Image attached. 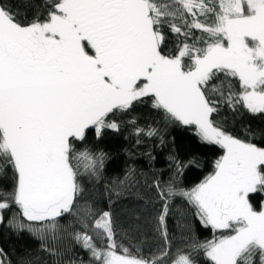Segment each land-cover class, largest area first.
I'll return each instance as SVG.
<instances>
[{"label": "snow or ice", "instance_id": "1", "mask_svg": "<svg viewBox=\"0 0 264 264\" xmlns=\"http://www.w3.org/2000/svg\"><path fill=\"white\" fill-rule=\"evenodd\" d=\"M49 7L43 19L21 23L0 2V171L10 165L15 173L13 191L0 193V223L15 203L29 222L18 228L55 242L59 218L70 213L83 229L73 239L98 264H163L166 250L145 257L119 244L110 211H74L80 161L92 173L104 162L74 142L91 125L98 134L118 130L106 122L109 114L150 96L168 119L195 125L202 140L224 149L214 172L191 189L155 182L162 237L169 201L180 195L204 226L230 233L193 248L214 264H264V207L256 210L249 199L264 191V147L216 126L218 101L206 94L223 73L238 79L239 90L211 91L232 108L264 114V0H55ZM165 27L184 38L175 54L163 50ZM174 162L179 176L184 166ZM173 264L195 261L179 254Z\"/></svg>", "mask_w": 264, "mask_h": 264}, {"label": "trees", "instance_id": "2", "mask_svg": "<svg viewBox=\"0 0 264 264\" xmlns=\"http://www.w3.org/2000/svg\"><path fill=\"white\" fill-rule=\"evenodd\" d=\"M0 2L16 15L19 22L30 23L37 16L43 19L55 0ZM163 32L164 52L175 54L184 38L167 27ZM195 35L200 33L197 31ZM214 85H223L225 90L231 85L233 91H238L239 81L219 73L208 85L206 94L211 100L218 101V110L211 116L214 124L238 139L264 147V114H253L242 105L230 107L211 91ZM112 121L119 125L118 130L105 127L98 134L96 126L91 125L85 130L84 139L74 142L78 152L87 149L104 156L103 167L96 173L85 172L88 161H80L81 174L77 179L81 191L74 211L79 212L85 207L96 212L110 211L118 243L133 254L148 257L166 250L168 255L163 264H173L179 254H190L195 264H214L202 248H193V244H203L230 233L204 226L188 201L175 195L168 205L165 240L158 230L162 201L157 195L155 182L171 179L177 191L191 189L214 172L215 162L224 155V149L202 140L195 125L168 119L163 109L153 106L150 96L133 102L127 110L110 113L106 122ZM137 129L143 131L138 133ZM153 129L156 134L147 135ZM170 157L184 166L181 175H175V162ZM14 187L15 173L9 165L0 171V193H11ZM249 199L253 207L260 210L264 204V191L250 193ZM2 215L0 256L3 264H98L90 252L73 239L74 232L83 230L77 216L69 213L59 218V238L52 242L39 233L17 227L19 223L29 222L15 203L3 210ZM32 226L40 227L35 222ZM48 246H54L60 254L51 255L44 250Z\"/></svg>", "mask_w": 264, "mask_h": 264}, {"label": "rangeland", "instance_id": "3", "mask_svg": "<svg viewBox=\"0 0 264 264\" xmlns=\"http://www.w3.org/2000/svg\"><path fill=\"white\" fill-rule=\"evenodd\" d=\"M263 207H264V204H263ZM0 261H2V258H1V256H0ZM3 262V261H2Z\"/></svg>", "mask_w": 264, "mask_h": 264}]
</instances>
